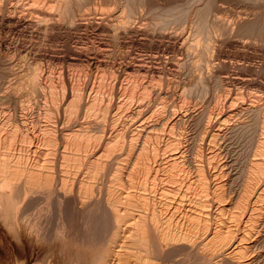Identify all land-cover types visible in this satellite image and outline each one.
Masks as SVG:
<instances>
[{
	"label": "bare ground",
	"instance_id": "1",
	"mask_svg": "<svg viewBox=\"0 0 264 264\" xmlns=\"http://www.w3.org/2000/svg\"><path fill=\"white\" fill-rule=\"evenodd\" d=\"M3 30L64 47L0 58V264H264V0H0Z\"/></svg>",
	"mask_w": 264,
	"mask_h": 264
},
{
	"label": "rangeland",
	"instance_id": "2",
	"mask_svg": "<svg viewBox=\"0 0 264 264\" xmlns=\"http://www.w3.org/2000/svg\"><path fill=\"white\" fill-rule=\"evenodd\" d=\"M236 5V6H235ZM234 5V3H231V4H226L225 6H226V8H228V12H227V16H228V14H229V16L227 17L226 16V14L225 13H221L220 15H223V16H225V17H227V19L228 20H232V19H235L236 18V14L238 13V12H240V14L238 13V16H242V17H244V16H246V13L248 12L249 14L251 13V11H250V9H248L247 7H245V5L243 6L242 5V7H241V5H237V4H235ZM247 5V4H246ZM231 6H235L234 8L233 7H231ZM240 6V7H239ZM234 10H233V9ZM237 8V9H236ZM242 8V9H241ZM229 10H231V11H235V15H232V13H231V11H229ZM156 12H155V14L157 13V10H155ZM158 11H161V10H158ZM162 12V11H161ZM164 12V11H163ZM162 12V13H163ZM246 12V13H245ZM151 15L152 16H154V11L151 13ZM158 16L160 15V17H161V19H163L164 18V16H165V13H164V16H161V14L159 13V14H157ZM248 15V14H247ZM231 16H233V17H231ZM156 17V16H155ZM155 17H154V19H155ZM160 17H156L158 20H159V18ZM229 18H231V19H229ZM183 25V27H184V25H185V22H184V24H182ZM181 28H182V26H181ZM189 27H186V30H189L188 29ZM6 31L7 30H3L2 31V33H1V44H0V54H2L3 55V57H1V55H0V58H2V59H4V60H6L7 61V64H11V65H14L15 66V68H22V66H24V67H26L27 65L25 64V62H27V60L28 61H30V56L28 55L27 56V58H25L24 59V57H22V56H20V54H18V53H15V50L13 49L14 47H13V45L14 44H11V42L12 43H14V41L16 42V41H20V44L21 45H23V46H25V47H27V45H28V47H29V44H30V46L31 45H33V46H35L36 48H38L39 49V52L40 53H42L43 51H45V52H43V53H48L47 52V50H49V53H50V51H52V50H54V51H52V54L53 55H57V56H59L60 55V53L58 52V50L59 51H61L63 48H62V46L64 47V42H62L63 40L62 39H60V41H59V39L57 40V39H52V38H46V37H44L43 35H37V36H35V37H30L28 34H26V33H21V34H18V32H16V31H14V30H12V31H7V33H6ZM9 33V34H8ZM24 34V35H23ZM9 36V37H8ZM3 37H4V39H3ZM20 39H19V38ZM11 40V41H9L8 42V40ZM16 39H18V40H16ZM26 39V40H25ZM61 44H60V43ZM35 44V45H34ZM87 44H89V41H87ZM10 45H12L11 47H10ZM60 45H62V46H60ZM8 46H9V48H8ZM8 48V49H7ZM60 48V49H59ZM134 48V49H133ZM42 52H41V51ZM127 50V48H124V51H126ZM134 51V52H133ZM128 52H133V56L135 57L136 56V54H137V56H139V57H141V56H147L148 54L150 55L151 53L153 54H155L156 53V49L154 48V46L153 47H151V46H149V45H138V46H133L132 48H130V47H128ZM136 53V54H135ZM261 54V53H260ZM258 54V57L256 56V58L253 60V62L254 63H259V62H262L261 64H264V53H263V55L261 54ZM55 55V56H56ZM109 55V54H108ZM22 58V59H21ZM46 58V59H45ZM108 59H109V57H107ZM2 59H0L1 61L0 62H3V60ZM24 59V60H23ZM50 59L51 58H48V56H43V59H40L39 61H37V62H35L36 63V65H37V67H39L43 72H49L50 74H52L51 76L55 79V84H56V86H59V85H57V84H59V83H61V80L62 79H58V77L59 78H62V74L63 73H70V74H72L73 73V76H74V78H75V81H77L76 79H77V77H79L80 75V72H84V71H86V69L88 70V67L86 68V67H81V66H79V65H76V64H71V63H68V62H66V61H63V60H59V59H51L52 61H50ZM262 59V60H261ZM56 60H57V62H56ZM58 61H60V62H58ZM62 61V62H61ZM18 62V63H17ZM92 64H91V66L89 67V68H91L92 70H96V59L95 58H93L92 59ZM6 63V62H5ZM24 64V65H23ZM260 64V63H259ZM94 68V69H93ZM67 71H70V72H67ZM109 71H105V73H108ZM104 73V72H103ZM75 74H77V75H75ZM83 74H85V73H83ZM82 74V75H83ZM112 75H113V73H111ZM109 75V74H106V76L109 78L108 80L110 81V79L112 78H114V76H112V75ZM109 75V76H108ZM104 74H103V77L102 78H104V79H102V81L103 80H106V82L105 81H103L102 82V84H104V82H105V84H109V82H108V80H107V77H106ZM112 76V77H111ZM58 79V80H57ZM111 79V80H112ZM56 81H58V82H56ZM111 82V81H110ZM104 84V85H105ZM103 86V85H102ZM111 86V84H109V87ZM105 88H107L106 86H104ZM109 87H108V89H109ZM60 88H57L56 90H58V93L60 94L63 90H59ZM101 89H103V88H101ZM241 89V88H240ZM239 88L236 90V93H239V97H241V95L242 96H246V93L247 94H249V90L247 91V90H245V89H241L240 90ZM103 90H105V89H103ZM110 90V89H109ZM238 90H240V91H238ZM242 90H244V91H242ZM252 90V89H251ZM250 90V94H252V95H255V94H257V90H252L251 91ZM257 91V92H256ZM235 92V91H234ZM241 92V93H240ZM243 92H244V94H243ZM253 92V93H252ZM241 94V95H240ZM61 95V96H60ZM60 95H58V97H60V99H61V97L63 96V92L60 94ZM211 94H208V95H204V97L202 98H199V99H197V100H195L194 99V103L192 102V103H190L191 105L193 104V106L192 107H194V108H196L197 109V106L200 108L202 105H204L205 104V100L210 96ZM56 101L57 102H59V98H58V100L56 99ZM196 104V105H195ZM192 132V131H190V129H187V131L186 132ZM188 132V133H189ZM229 143H232L231 142V140H229L228 141ZM237 143V144H236ZM247 142H243V144L242 143H238V142H235V145H233L232 146V149H233V151H235L236 149L238 150V151H235V153L236 154H239L240 152L241 153H244L243 151H245V148H246V146H247V144H246ZM239 144V145H238ZM242 144V145H241ZM245 144V145H244ZM236 145H237V147H236ZM243 147V148H242ZM236 148V149H235ZM244 149V150H243ZM246 150H247V148H246ZM240 153V154H241Z\"/></svg>",
	"mask_w": 264,
	"mask_h": 264
}]
</instances>
